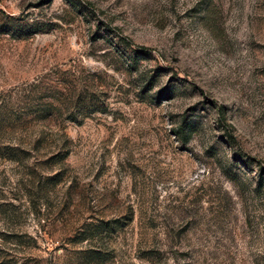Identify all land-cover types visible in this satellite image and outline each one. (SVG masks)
<instances>
[{
  "label": "rangeland",
  "instance_id": "obj_1",
  "mask_svg": "<svg viewBox=\"0 0 264 264\" xmlns=\"http://www.w3.org/2000/svg\"><path fill=\"white\" fill-rule=\"evenodd\" d=\"M48 102L0 158V261L79 264L121 220L111 264H264V0H0V119Z\"/></svg>",
  "mask_w": 264,
  "mask_h": 264
},
{
  "label": "trees",
  "instance_id": "obj_2",
  "mask_svg": "<svg viewBox=\"0 0 264 264\" xmlns=\"http://www.w3.org/2000/svg\"><path fill=\"white\" fill-rule=\"evenodd\" d=\"M44 107L35 108L30 114L24 113V117H19L14 120L13 116L8 115L6 119H0V126L4 121H7L5 128L8 135L15 133L23 134L16 139L15 145L11 144L13 139L10 138V143L0 150V158L14 163H24L31 157L33 151L39 150L48 140V135L43 130H35L33 127L41 122H47L53 117L52 111L49 109L52 107V103L48 102ZM43 106V105H42ZM70 122H76L69 117ZM18 123V126L15 124ZM33 124L32 127H29ZM15 127H23L22 131H16ZM59 140L64 143L66 133L63 128L57 129ZM67 154H63L56 162H61L67 158ZM50 184V183H49ZM52 184H56L55 182ZM126 226L121 220L102 221L97 223H91L83 228V231L79 233L77 242H86L88 248L78 251L77 261L79 264H111L113 259V249H111L107 243L103 241L104 238H112L119 231ZM154 251L142 252L140 258L149 260L156 258L155 254H151ZM0 264H11L9 262L0 261Z\"/></svg>",
  "mask_w": 264,
  "mask_h": 264
}]
</instances>
